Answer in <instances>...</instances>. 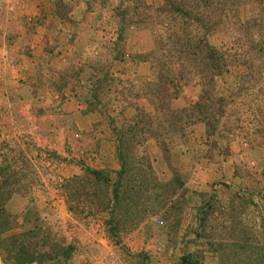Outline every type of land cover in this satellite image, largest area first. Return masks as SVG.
<instances>
[{"label": "rangeland", "instance_id": "obj_1", "mask_svg": "<svg viewBox=\"0 0 264 264\" xmlns=\"http://www.w3.org/2000/svg\"><path fill=\"white\" fill-rule=\"evenodd\" d=\"M185 2L210 14L173 12L167 18L172 31L208 43L213 52L193 46L174 68L196 78L204 71L206 85L209 57L219 63L210 71L214 83L203 89L213 128L195 124L168 154L153 139L138 149L160 183L177 174L184 185L171 197L172 216L157 215L118 242L106 236L100 218L71 214L51 181L88 168L114 182L115 130L137 108L154 111L153 97L145 98L154 90L148 84L153 65L138 59L162 48L156 36L166 27L150 22L165 0H0V143L13 147L26 138L45 150L37 185L28 195H12L6 209L17 219L16 232L37 227L42 237L51 233L48 243L70 247L67 258L41 264H219L220 250L214 252L203 233L217 246L229 235L224 246L240 239L254 246L255 238L264 244V0ZM38 35L44 46L35 51ZM203 50L198 64L195 53ZM200 95L198 86L188 85L170 106L189 108Z\"/></svg>", "mask_w": 264, "mask_h": 264}, {"label": "trees", "instance_id": "obj_2", "mask_svg": "<svg viewBox=\"0 0 264 264\" xmlns=\"http://www.w3.org/2000/svg\"><path fill=\"white\" fill-rule=\"evenodd\" d=\"M207 1L209 0H205L204 3ZM180 2L176 4L175 0H165L162 7L153 10L158 14L151 17L152 19L155 17V23L150 22V26H155L156 29L166 27V31L156 36L162 48L156 52L152 50L140 55L139 59L136 56L138 61L153 65L154 72L148 84L154 90L147 92L145 98L148 94L153 97L150 105L154 111L150 114L144 112L143 107L137 108L134 118L124 120L123 126L115 130L119 170L114 182L112 183L107 172L88 168L81 175L70 178L56 175L57 179L51 181L71 214L76 217L83 216L86 220L100 218L103 221L106 236L118 242L157 215H162L165 219L172 216L171 213L175 211V208L171 197L184 185L177 174L173 175L170 182L160 183L146 155L138 157V149L142 148L146 141L153 139L162 153L168 154L176 140H182L187 129L195 124L202 123L208 130L213 128L210 117L206 116L208 109L203 104L206 96L203 89L206 85L214 83L216 73L213 74L210 71L215 72L219 63L209 57L208 64L212 67L206 76V85L203 84L204 71H201L199 75V65L196 70L198 78L193 73L174 68V64L176 65L182 56L187 58L189 49L193 46H203L208 54L213 52V48L208 43L202 44V41H198L197 38L193 40L188 36L181 37L172 31L167 20L169 14L177 12L186 17L197 18L205 13L199 10L202 5L196 3L188 6L185 0ZM193 11L194 14H192ZM209 12L208 10L204 17H207ZM206 23L213 22L212 20L202 21L198 26L204 27ZM181 54L183 55L180 56ZM136 57L132 59V62ZM195 57L200 64V60L206 58V52L204 50L201 54L196 52ZM223 68L226 71V61ZM196 79L198 82L194 83ZM100 83L101 80L98 81V84ZM192 84L201 89L199 100L186 109L171 108V101L184 87ZM213 122L216 120L213 119ZM44 152L45 150L37 147L31 139L23 138L13 147H9L6 141L0 143V254L5 264H41L44 261L67 258L70 251V247L66 246L65 242L48 243V235L51 233L48 232L46 237H42L43 231L37 227L16 232L17 219L6 209V203L12 195L16 193L28 195L37 185L38 171L45 168L37 166V163L40 164ZM51 174L52 171H50ZM174 186H177V189ZM202 236L214 248V252L220 250L219 264H264V244L262 245L257 238H255L254 246L252 243L248 245L252 240L245 239H240L241 244L237 246L232 244L224 246L222 243L230 240L229 235L217 246L214 245L215 241L211 235L203 233ZM228 249H232L230 251L234 259L233 255L228 253ZM236 251L239 252L237 256ZM241 255L246 258L236 259ZM187 258L192 259L190 255Z\"/></svg>", "mask_w": 264, "mask_h": 264}, {"label": "crops", "instance_id": "obj_3", "mask_svg": "<svg viewBox=\"0 0 264 264\" xmlns=\"http://www.w3.org/2000/svg\"><path fill=\"white\" fill-rule=\"evenodd\" d=\"M38 43H39V45H37V44H32L33 46H32V48H34L35 49V51L36 50H40L41 48H42V46H44V42H42V41H44V38H43V36L42 35H38ZM46 58L47 57H45L44 59L46 60ZM48 60H50V57H48ZM33 61H34V57H33ZM40 64H43V60L40 62Z\"/></svg>", "mask_w": 264, "mask_h": 264}]
</instances>
